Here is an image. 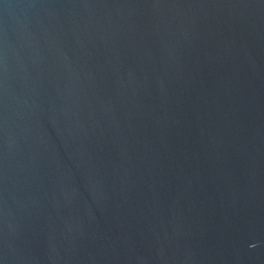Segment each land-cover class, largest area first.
Listing matches in <instances>:
<instances>
[{
    "label": "water",
    "instance_id": "95a60500",
    "mask_svg": "<svg viewBox=\"0 0 264 264\" xmlns=\"http://www.w3.org/2000/svg\"><path fill=\"white\" fill-rule=\"evenodd\" d=\"M0 264H264V0H0Z\"/></svg>",
    "mask_w": 264,
    "mask_h": 264
}]
</instances>
